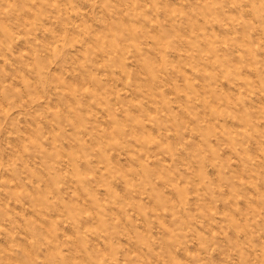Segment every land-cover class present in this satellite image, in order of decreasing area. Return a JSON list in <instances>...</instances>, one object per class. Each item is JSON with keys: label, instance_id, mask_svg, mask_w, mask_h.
<instances>
[{"label": "rangeland", "instance_id": "374dc122", "mask_svg": "<svg viewBox=\"0 0 264 264\" xmlns=\"http://www.w3.org/2000/svg\"><path fill=\"white\" fill-rule=\"evenodd\" d=\"M0 264H264V0H0Z\"/></svg>", "mask_w": 264, "mask_h": 264}]
</instances>
